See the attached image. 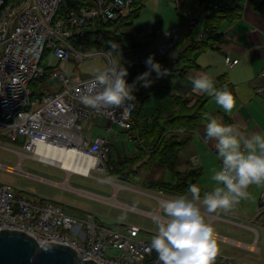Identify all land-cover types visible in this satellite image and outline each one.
Returning a JSON list of instances; mask_svg holds the SVG:
<instances>
[{
    "label": "built area",
    "instance_id": "obj_1",
    "mask_svg": "<svg viewBox=\"0 0 264 264\" xmlns=\"http://www.w3.org/2000/svg\"><path fill=\"white\" fill-rule=\"evenodd\" d=\"M207 1L199 14L181 15V31L203 42L206 39L203 19L207 13ZM132 2L73 0L70 4L67 0H0V137L21 146V150L8 149L20 155V158L27 156L37 160L38 144H47L52 148L78 151L83 157L92 159L89 175L73 174L91 177L94 171L104 173L108 170L106 162L111 148L109 137L97 135L88 140L78 120L95 115L106 119L111 126L130 130L134 102L127 109L86 108L80 103L79 97L94 75L72 80L61 66L50 72V78L56 79L60 88L40 97L39 103L32 99L30 84L45 75L41 62L46 54L49 61L56 58L61 64L66 63L71 56L85 60L102 54L107 59L106 66L112 59L122 60L125 66L124 52H121V56L120 52L97 49L91 52L86 46L76 49L70 39L82 34L85 25L95 20L114 21L124 17ZM180 38L179 29L165 30L159 37L161 41L157 39L148 44L132 59L147 70L145 60L149 55H166ZM212 47L218 49L220 44L213 42ZM27 49L35 51L28 52ZM237 62V59L226 56L229 66ZM263 90L257 87L256 93ZM0 164L2 169L7 170V162ZM259 209L264 211V194L260 196ZM2 229L24 232L38 244L57 242L68 245L81 260L91 259L96 264H161L155 250H150L151 242L140 236L138 224H107L91 212L68 213L57 201L44 200L39 203L25 198L17 199L13 187L0 181ZM214 264H221L218 257Z\"/></svg>",
    "mask_w": 264,
    "mask_h": 264
},
{
    "label": "crops",
    "instance_id": "obj_2",
    "mask_svg": "<svg viewBox=\"0 0 264 264\" xmlns=\"http://www.w3.org/2000/svg\"><path fill=\"white\" fill-rule=\"evenodd\" d=\"M142 1L145 2L141 0L140 4H142ZM228 3L238 6L241 13L237 19L231 22L225 21L221 24L220 32L223 35V41L220 48L217 49L209 46L196 50L192 58L197 67L192 68L185 75L177 78L173 88L176 93L182 94L190 100L187 105L190 107L199 97L205 96L204 93L193 90V79L202 75H208L215 83L219 81L218 79L224 78L234 88L233 97L236 106L230 113H225L222 108L216 105L214 99L211 97L205 102L204 109L214 113L212 116L220 119L224 124L237 125L245 135L264 132V90L261 93H256L257 87L264 88V15L255 12L250 7L248 0H228ZM193 5L192 9L196 8L194 11L192 9H189V11L185 9L186 12H183L192 15L201 11L202 6L198 0H195ZM182 22L183 20L181 19L177 26L173 28L179 29L181 35L184 34L181 31ZM124 53L126 59L125 67L129 68L132 63L136 62L132 58L137 56L138 51ZM176 54L175 50L171 57ZM226 56L231 59H237L238 62L229 66L226 63ZM53 60L56 61L57 59L51 58V65ZM167 60L161 63V65H164ZM68 64V62L61 64L57 60L54 68L56 69L61 66L66 72L68 71ZM47 67H49L50 72L54 69L50 66ZM44 77L49 80L48 94L60 88V83L56 79H51L50 74L46 76L45 72ZM150 100H152L151 104H147ZM166 100L168 98L164 96L163 91L156 90L151 96L144 99V115L151 116L156 105ZM167 105V109L165 110L169 111V101ZM206 123L207 121L198 124L194 131L180 130L172 132L173 135L170 136V142L172 143L170 145L176 149L175 153L170 151V156L172 155L171 158L173 160L170 169H168L158 163L155 157L156 152L154 153L150 149L151 145L149 143H151V138H147L146 143H141L136 138L137 133L133 131L129 132L125 139L121 138V135H117L116 133L117 129H114V127H111L106 122V125L103 126L104 132L102 134H96L91 137L87 136L86 133L85 135L88 140H92L97 135L108 136L111 141V160L114 159L118 163L122 162L121 166H124V169L118 172L113 171L112 165L109 166L106 174L112 179L107 180L97 177L112 185L111 193L100 195L90 190L69 187L77 191L78 194L83 193L82 195L100 200L106 205L131 210L146 217L153 218L154 216H159L162 222H166L167 217L164 216L163 210L160 207L161 201L188 193L175 194L174 192L161 191L155 189L152 185L159 183H168L170 186L175 185L177 182L188 179L187 177H189L190 172H194L193 184L201 187V196L203 192L210 191L214 186V182L211 180L212 170L219 168V162L214 155L215 140L210 139L205 142ZM122 132L125 131L122 130ZM174 141L177 144H173ZM179 142L183 143L178 145ZM137 174L147 179L150 175V179L147 182L140 183L138 186L124 184V182L130 184L131 177L129 176ZM121 182L123 183L121 184ZM131 191L153 198L156 205L148 202L136 203L129 195ZM148 191H155L161 196L154 195ZM248 192L249 197L242 199L238 205L228 212L221 211L209 214L203 209L201 211L205 216L206 222L215 229L217 240L227 242L230 246L244 251L261 254L264 249V211L259 209V199L264 194V185H251ZM165 195L169 197L165 198ZM74 209L72 212L84 211L79 208ZM119 221L123 220L119 219ZM234 228L239 230L235 231ZM241 229L246 230L248 232L247 235L240 234ZM218 258L221 264L225 262V258L221 256H218Z\"/></svg>",
    "mask_w": 264,
    "mask_h": 264
},
{
    "label": "clouds",
    "instance_id": "obj_3",
    "mask_svg": "<svg viewBox=\"0 0 264 264\" xmlns=\"http://www.w3.org/2000/svg\"><path fill=\"white\" fill-rule=\"evenodd\" d=\"M112 48L121 55L117 45ZM26 51L34 52L35 49ZM145 65L147 70L129 83L128 68L122 60L112 59L103 70L96 71L94 79L80 95V103L93 110L129 108L135 100L137 84L149 87L153 72L157 77L167 74L166 69L162 72L161 64L153 55L146 58ZM192 85L194 91L212 97L225 113L236 106L227 87L218 89L208 75L193 79ZM204 115L207 121L205 142L215 140L214 155L219 162V168L212 170L214 186L201 196V187L192 184L188 194L161 201L160 207L167 220L162 222L159 216L153 217L157 231L150 247L158 254L161 264H214L219 253L216 232L206 222L201 209L209 214L228 212L249 197L251 185H264V132L245 135L237 125L224 124L208 113Z\"/></svg>",
    "mask_w": 264,
    "mask_h": 264
},
{
    "label": "trees",
    "instance_id": "obj_4",
    "mask_svg": "<svg viewBox=\"0 0 264 264\" xmlns=\"http://www.w3.org/2000/svg\"><path fill=\"white\" fill-rule=\"evenodd\" d=\"M68 3H72L73 0H67ZM199 4L203 6L205 0H198ZM141 2L133 0L132 6L124 17L114 21H94L88 23L84 27L82 34L77 35L70 39L71 45L79 49L82 46L89 48H95L103 52L117 53L119 51L113 50L112 45H117L121 52L141 51L147 47L148 44L159 39L162 28V21H155L151 26L143 24L139 27H132L131 19L137 17ZM250 7L257 13L264 15V0H248ZM207 13L203 19V26L206 32L205 41H198L192 34H182L180 40L170 49L162 60H167L164 65H161L162 72L166 69L167 74L157 77L153 72L150 79L153 81L149 87H143L137 84V90L134 92L135 100L134 109L132 112V128L125 131H133L137 133V137L141 143H146L147 138H151V150L155 153V157L158 163L162 166L170 169L172 165V155L170 151L175 153V147L173 148L170 143V136L172 132L177 130L194 131L198 124L206 121L205 113L213 115L214 113L204 109L205 102L211 98L206 95L199 97L196 102L188 107L189 99L184 95L176 93L174 91L175 80L185 75L186 72L192 68L197 67L192 58L193 53L196 50L211 46L213 42H218L221 45L223 41V35L220 32L221 24L223 22H231L240 16L241 10L238 6H234L228 3V0H208L205 4ZM182 19V17H181ZM183 20V19H182ZM131 29V30H130ZM176 50V55L172 56V53ZM161 56H154V59L161 64ZM146 71V69L138 63V61L132 63L129 66V75L127 80L131 83L135 77ZM214 84L218 89H227L234 94L233 86L226 82L225 79L220 78ZM156 90H162L166 98H168L170 104V110L166 111L168 101H162L156 105L151 116H145L143 111L145 107L143 105L144 99L151 96ZM172 133V134H171ZM183 142H179L178 145ZM173 144H177L175 141ZM178 149V148H177ZM157 154V155H156ZM124 163V162H123ZM109 166L112 165V169L115 172L122 171L124 166L118 163L114 159L111 160V148L110 155L106 162ZM194 172H190L188 179L177 182L175 185L168 183L154 184L157 190L174 192L175 194L188 193V188L194 183ZM155 255V254H154Z\"/></svg>",
    "mask_w": 264,
    "mask_h": 264
},
{
    "label": "rangeland",
    "instance_id": "obj_5",
    "mask_svg": "<svg viewBox=\"0 0 264 264\" xmlns=\"http://www.w3.org/2000/svg\"><path fill=\"white\" fill-rule=\"evenodd\" d=\"M141 1V0H137ZM140 6L139 14L137 17L131 19L132 27H139L143 24H148L151 26L155 21H162V28L160 34L167 29H173L181 21V15L185 13V9L189 11L192 9L195 0H144ZM184 5V6H181ZM196 9V8H195ZM194 9V10H195ZM193 10V9H192ZM193 10V11H194ZM185 11V12H183ZM202 11V9H201ZM200 11V12H201ZM194 13L192 15H197ZM131 30V29H130ZM161 41V39H159ZM91 52L96 51L95 48H90ZM125 54V53H124ZM168 55V54H167ZM167 55L159 57V59H164ZM49 56L46 54L41 62V67L44 68L46 76L50 74V69L56 66L57 60H53L52 65L48 60ZM164 63V60H160ZM68 71L66 74L72 78L84 79L95 75L96 71L103 70L106 66L107 59L105 55L99 54L93 58H88L85 60H79L71 56L67 61ZM59 85V84H58ZM49 80L46 77H38L30 84V90L33 92L32 99L39 103L40 97L46 96L48 94ZM168 101V100H166ZM148 101L147 104H151ZM107 120L101 117L92 115L90 118L84 119L80 118L78 124L81 126L84 133L87 136H93L96 134H102L104 132L103 126H105ZM117 129V135H121V138H126V135L131 131L122 132V130L117 126H111ZM196 130V129H195ZM180 131V130H177ZM198 134V133H195ZM127 140V139H126ZM131 141V140H130ZM132 142V141H131ZM4 146V147H1ZM21 150L19 143H13L0 137V163L7 162L11 169L4 170L0 167V181L10 184L14 191L15 197L17 199L25 198L28 200L37 201L42 203L44 200L57 201L62 204L65 211L72 213L74 208H79L81 210L97 214L100 221L105 223H117L125 222L138 224L141 228L140 236L151 242L153 236L156 234L157 225L153 222L152 217H146L142 214L131 210H124L116 207L106 205L100 200L78 194L75 190L66 189L64 187L53 184L52 181L65 182L66 178L68 180V185L71 187H78L86 190H90L94 193L100 195H106L111 193L112 185L98 179H112L107 172H92L91 177H84L77 174L71 173L69 176L64 170H61L54 165L44 164L30 157L20 158V155L9 150L8 148ZM20 166L19 170L17 166ZM14 167V170H12ZM22 171V172H20ZM35 176V177H34ZM45 179H38V177ZM130 184L124 182L125 185L138 186L142 182H147L150 179V175L147 178H143L141 175H130ZM49 180V181H48ZM123 182H121L122 184ZM82 191V190H81ZM83 192V191H82ZM154 195H159L155 191H148ZM130 197L136 203L138 202H148L152 205H156L153 198H149L145 195L135 193L134 191L129 192ZM92 196V195H90ZM165 198L169 196L165 195ZM123 220V221H119ZM235 231L239 229L234 228ZM247 231L244 229L240 230V234L244 236L247 235ZM218 241L219 253L217 255L225 258L223 264H264V249L261 254L252 253L249 251H244L233 246H230L227 242ZM141 264H144L142 262Z\"/></svg>",
    "mask_w": 264,
    "mask_h": 264
},
{
    "label": "water",
    "instance_id": "obj_6",
    "mask_svg": "<svg viewBox=\"0 0 264 264\" xmlns=\"http://www.w3.org/2000/svg\"><path fill=\"white\" fill-rule=\"evenodd\" d=\"M15 172V170H14ZM0 264H96L81 260L75 250L65 244L45 242L38 244L28 234L13 230H0Z\"/></svg>",
    "mask_w": 264,
    "mask_h": 264
},
{
    "label": "bare ground",
    "instance_id": "obj_7",
    "mask_svg": "<svg viewBox=\"0 0 264 264\" xmlns=\"http://www.w3.org/2000/svg\"><path fill=\"white\" fill-rule=\"evenodd\" d=\"M37 157L36 159L40 162H48L54 166L62 168L67 175L69 176L71 173H77V174H90V166L92 164V159L89 160L86 157H83L80 152H76L74 150H64L61 148H52L49 145H45L42 143L38 144L37 147ZM26 157V156H24ZM1 165V164H0ZM20 166H17V169L19 170ZM6 169H11V167L6 166ZM14 170V167L13 169ZM22 172V171H20ZM35 177V176H34ZM40 179V176L38 177ZM49 181V180H48ZM53 184H56L58 186L68 188L70 185H68V180L66 178L65 182H57L50 180ZM68 189H72L69 187ZM77 190V189H76Z\"/></svg>",
    "mask_w": 264,
    "mask_h": 264
}]
</instances>
